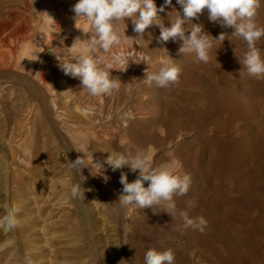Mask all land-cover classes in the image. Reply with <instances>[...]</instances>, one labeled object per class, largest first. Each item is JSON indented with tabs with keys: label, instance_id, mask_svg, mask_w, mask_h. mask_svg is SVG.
<instances>
[{
	"label": "rangeland",
	"instance_id": "1",
	"mask_svg": "<svg viewBox=\"0 0 264 264\" xmlns=\"http://www.w3.org/2000/svg\"><path fill=\"white\" fill-rule=\"evenodd\" d=\"M76 2L0 0V69L49 86L65 111L56 107L60 129L54 130L22 84L0 83V217L8 203L19 207L21 220L11 232L0 229V264H26V258L31 264H144L147 250L169 248L175 264H264V79L242 71L239 58L246 43L233 28L210 22L205 11L193 23L203 24L212 37L226 34L223 42L213 41L205 64L194 54L179 55L180 42L158 43L160 29L150 26L144 40L133 45L144 62L135 63L138 67L130 62L126 72L112 70L124 83L121 89L93 97L59 67L70 51L65 47L77 36L84 38V23L74 31V24L59 16L73 14ZM155 3L160 7L164 1ZM173 7L182 14L172 0L159 14L165 26L177 15ZM30 16L36 34L27 38L29 23L22 19ZM45 19L56 22L57 33L50 34L53 28ZM255 22L264 27V0ZM126 23V29L124 24L118 28L122 38L124 33L136 37L131 21ZM22 42L34 52L22 56ZM163 47L182 68L179 83L167 89L143 81L147 68L157 71L168 57ZM257 47L264 58V38ZM129 111L134 118L125 117ZM83 152L94 169V162L110 152H131L148 155L155 166L167 164L189 174L188 193L174 199L178 211L208 221L205 231L184 229L179 216L173 220L160 206H125L129 227L123 239L113 205L87 173L82 171L84 200L70 195L82 177L71 172L68 162ZM121 171L129 182L138 174L127 167L113 172L105 164L99 175L102 181L109 177L117 198Z\"/></svg>",
	"mask_w": 264,
	"mask_h": 264
},
{
	"label": "clouds",
	"instance_id": "2",
	"mask_svg": "<svg viewBox=\"0 0 264 264\" xmlns=\"http://www.w3.org/2000/svg\"><path fill=\"white\" fill-rule=\"evenodd\" d=\"M176 2L180 5L182 14L173 7L177 15L170 20V26H165L159 14L163 13L166 7L172 6V0H164L160 7H157L155 0H77L71 10L74 18L87 22V30L76 28L82 31L84 38L77 36L70 47H65L70 51L62 63L59 61L61 71L66 76L78 78L81 88L87 90L93 97L110 96L113 92H118L124 83L119 77L112 76V70L126 72L130 62H144L125 46L131 44L134 48V44L139 45V41L144 40V34L150 26H157L160 29V35L156 38L158 43L164 45L169 41L180 42L179 55L194 54L200 62L207 64L211 60L213 41L223 42L226 34L222 32L218 37H212L204 31L203 24L193 23V20L198 21L206 11L210 22L221 27L233 28V34L246 43L247 49L243 58H239L243 66L242 71L246 70L250 77L264 79V58L257 47V43L264 38V27L258 26L255 22L261 0H176ZM44 13L52 17L49 13ZM127 20L131 21L136 37L126 36L124 33L122 38L118 31L121 24L127 28ZM149 36L151 37L150 33ZM63 43L64 39H61L60 44ZM161 49L168 53L166 47ZM39 53H35L37 59ZM174 61L168 53V57L161 62L157 71H151L150 68L145 70L143 81L148 86L155 85L163 89L178 84L182 68ZM124 115L128 119L134 118L130 111ZM94 164L96 174H93V167L87 162L86 154L68 162L71 172L75 170L76 174L82 177L78 183L71 186L70 195L73 199L85 198L86 190L82 184L87 177L82 174V169L89 168L91 174L96 176L103 175L105 164L113 172L127 167L132 173L138 174L135 180L129 182L128 174L121 171L122 191L117 203L152 210L160 206L173 220L179 216L184 229L191 228L203 233L208 226V221L203 216L189 217L187 212L177 209L174 198L188 193L192 183L189 174H180L177 169L167 164L155 166L150 162V157L143 153L110 152L104 161H97ZM103 178L105 182L109 179L106 175ZM3 208L0 229L11 232L21 225L20 209L8 203H5ZM9 244L14 245L15 241L11 240ZM26 264H31V260L26 258ZM144 264H175V253L171 248L164 251L149 249L145 253Z\"/></svg>",
	"mask_w": 264,
	"mask_h": 264
},
{
	"label": "bare ground",
	"instance_id": "3",
	"mask_svg": "<svg viewBox=\"0 0 264 264\" xmlns=\"http://www.w3.org/2000/svg\"><path fill=\"white\" fill-rule=\"evenodd\" d=\"M160 1H164V0H160ZM66 8V7H65ZM68 8V7H67ZM66 8V9H67ZM29 9V8H28ZM63 10V9H62ZM38 11V10H37ZM58 11V10H57ZM27 12V11H26ZM13 13V12H12ZM59 13V12H58ZM19 14V13H18ZM27 15V14H25ZM24 15V16H25ZM59 15V14H58ZM60 17H64L66 18L68 21H70L68 24H74V31H76L77 29L76 28H82V23H84V26H83V30H87V22L86 21H83L81 19H76L74 18V14H64V12H62L60 15ZM32 20L34 21V19L30 16L29 18L28 17H24V19H22V22L27 25L28 23V28L25 32V36L27 38H31L33 35H35L36 33L33 31V28L31 26V22ZM46 22L50 23L51 25V29L53 28L52 32L50 34L53 35V33H57L58 31H56L55 29V23L53 19H45ZM35 22V21H34ZM33 22V23H34ZM7 23V22H6ZM3 24V23H2ZM1 24V25H2ZM6 26V25H5ZM22 26V25H21ZM72 28V27H71ZM65 29V28H64ZM17 31V30H16ZM20 31V30H19ZM12 32V31H11ZM65 32V31H64ZM61 33V32H60ZM66 34L67 33H70L68 31L65 32ZM9 34V33H8ZM49 34V35H50ZM65 34V35H66ZM14 38V37H13ZM26 38V39H27ZM28 40V39H27ZM26 40V41H27ZM24 41V40H23ZM24 44V42H22ZM21 43V44H22ZM20 45V43H19ZM126 48H129L131 49L134 53L135 51L133 50L132 47L126 45L125 46ZM28 51H31L32 53L34 52V49H30L29 47H27V44L25 43L24 46H23V55L22 56H26L28 55ZM38 52H40V48L38 47ZM2 54V53H1ZM35 54V53H34ZM3 55V54H2ZM135 55L139 58L140 60V56H139V52H136ZM12 64V63H11ZM131 66H134V67H138V65H136L135 63L131 62L130 64ZM2 69V68H1ZM0 69V83L1 82H5V81H13V82H17V83H20L22 84V86H24V88L29 92V94L33 97V99L35 100L36 104H38V109H39V112L41 110V112H43V116L44 118L48 121L47 123L50 124L51 128H53L54 130H57V129H60L59 128V119L58 117L61 116V114H59L57 116L56 112H55V109L56 107L59 108V111L62 112V113H65V111H62V107L59 105L58 101L56 100V96H55V93H54V90L52 88H50L49 86H45L44 84H38L34 79H32L30 76H26V75H13V72L12 71H7L6 70H1ZM4 69V68H3ZM48 69V68H47ZM35 70V69H34ZM21 74V73H20ZM46 75V74H45ZM33 77V75H32ZM50 77V76H49ZM46 77H43V82L45 83L46 81ZM2 106H5L6 107V101L5 103L2 104ZM1 107V106H0ZM133 114V113H132ZM65 116V115H64ZM63 117V116H62ZM70 122H72V120H70ZM48 124V125H49ZM83 124V123H82ZM185 128V127H184ZM95 133V132H94ZM63 135V134H62ZM185 137L186 134H182V137ZM5 140V138H4ZM3 142V141H2ZM14 152V151H13ZM2 154V153H1ZM4 156V155H3ZM15 157V156H14ZM89 163V162H88ZM90 165L92 163H89ZM93 167V166H92ZM83 172L87 173L93 183L95 184L96 187L99 188V190L103 193V195H105V197L107 198V201L109 204L113 205L114 207V211H115V214L118 216V219L121 223V228H122V234H123V239H125V234L128 230V227H129V212H127V210L125 209V206H122L120 205L118 202V198L115 196V194H113V187H115L113 184H109L105 181H102L99 179V175H96V176H93L90 172V169L89 168H84L82 169ZM93 174H96V169L93 168ZM119 193V192H118ZM236 233V232H235ZM124 250V249H123ZM95 252V250H94Z\"/></svg>",
	"mask_w": 264,
	"mask_h": 264
}]
</instances>
